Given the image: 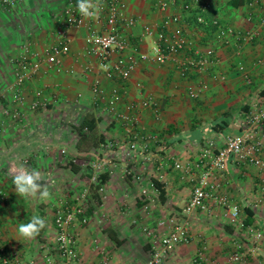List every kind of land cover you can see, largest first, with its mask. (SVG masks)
<instances>
[{"label":"crops","instance_id":"crops-1","mask_svg":"<svg viewBox=\"0 0 264 264\" xmlns=\"http://www.w3.org/2000/svg\"><path fill=\"white\" fill-rule=\"evenodd\" d=\"M2 1L0 249L20 257V264H68L56 250V211L62 204L76 205L84 188H89L88 224L70 227L77 239L81 264H101L104 253L109 264H145L151 258L150 233L171 230L169 220L180 216L188 204L201 175L196 168L200 150L207 142L214 141L219 148L226 136L249 134L264 146V126L255 128L248 121L257 103L264 101V36L222 49L220 63L200 75L183 78L172 63L138 60L130 79L121 82L106 76L99 58L86 45L91 31H105L103 12L95 19L82 17L81 26L67 29L69 53L56 67L48 64L46 56L59 41L67 0H18L13 6L3 5ZM182 1L168 14L181 13L178 6ZM232 1L238 7H233ZM251 1H258L260 7L249 10ZM158 2L128 0L122 32L131 49L152 51L156 39L142 41L141 35L145 26L162 29L165 15L159 11ZM106 3L100 0L101 6ZM209 6L206 14L210 19L218 17L243 33L258 30L259 20L264 17V0H211ZM194 14H183L187 34L197 45L210 46L212 36L199 30ZM250 14L254 15L252 22L247 20ZM127 19H134V26H126ZM25 48H29L34 61H39L40 69L23 87L27 105L20 107L13 104V96L17 62ZM240 66L244 73L239 71ZM215 73L225 75L226 81L214 80ZM97 84L100 93L95 92ZM203 84L207 89H202ZM116 89L122 94L119 113L136 118L135 125L126 124L109 111L108 100ZM190 89L198 91L199 97L191 99ZM38 92L49 105L31 112L28 104ZM149 99L154 107L145 106ZM7 108L21 112L22 119L15 122L5 116ZM53 112L60 117L55 119ZM87 117L97 127L91 133L93 139L83 144L75 127ZM56 124L59 129L53 128ZM132 142L137 144L134 152L130 150ZM30 157L34 161L26 166L39 170L45 180L51 181L47 201L20 198L15 192L13 168L25 165ZM97 158L106 164L99 182H93L92 170L85 168V163L90 165ZM70 162L77 168H72ZM177 163L183 169H176ZM211 184L218 185L231 205L239 207L243 221L248 216L246 210H250L254 215L251 227L264 228V167L232 161L227 172L213 176ZM34 215L45 219L46 228L35 239L24 240L18 235V225L29 222ZM191 218L192 240L178 246L162 264H193L198 255L207 264L221 263L235 246L251 253L255 260L251 264H264V245L254 240L249 229L232 225L226 210L214 201L209 202L207 211H197Z\"/></svg>","mask_w":264,"mask_h":264},{"label":"built area","instance_id":"built-area-1","mask_svg":"<svg viewBox=\"0 0 264 264\" xmlns=\"http://www.w3.org/2000/svg\"><path fill=\"white\" fill-rule=\"evenodd\" d=\"M179 0H159L158 9L165 15L162 29L156 26H145L141 35V40L156 39V43L151 52H142L137 48L131 49L130 41L122 32V22L124 21V11L127 9L128 0H107L106 6H101L105 15V31L97 33L91 31L86 37V45L89 52L97 56L100 60L102 70L109 79H118L126 82L130 79L132 72L137 66L138 60L153 62L163 65L172 63L175 65L179 74L183 78L189 75L203 74L209 67L218 65L221 61L220 51L231 47L233 44L242 46L254 42L258 37L264 36V17L260 18L258 30L249 32H239L233 26L226 25L218 17L207 19L205 14L210 9L211 0H185L178 6L181 13L168 14L170 9L177 5ZM15 0H4L7 5H14ZM77 0H67V6L64 10L65 25L58 32L59 41L48 51L46 60L51 66L59 67L62 58L69 53V41L67 38V29L69 27H79L83 20L76 9ZM247 7L249 10L259 8L258 1H251ZM197 13L196 25L202 27H212L215 30L211 33L212 44L210 46H199L191 39L185 26L186 18L184 15ZM254 15L250 14L247 18L252 22ZM126 26H134V19L125 20ZM131 49V54L128 51ZM32 53L29 48H25L23 54L17 62L16 84L13 96V104L25 107L26 98L22 92L25 84L38 73L40 69L39 61L32 59ZM36 56V55H35ZM118 58L113 61L114 58ZM239 71L244 73V67L240 66ZM216 81L225 82V75L212 74ZM247 82L250 81L245 75ZM202 89H207L203 84ZM95 92L100 93V86H95ZM189 97L196 99L199 92L190 89ZM122 100L120 90H114L108 100V108L111 113L126 124L135 125L136 118L119 113L118 106ZM48 101L38 92L35 99L28 104L31 112H36L48 107ZM145 106L154 107L155 103L149 99ZM4 114L20 120L22 114L17 111L5 109ZM249 123L255 128L264 126V101L257 103L256 109L249 115ZM133 138H137L136 135ZM115 144H111L114 148ZM132 152L137 150L136 142L130 145ZM240 164H251L258 167H264V146L254 139L251 135L226 136L221 147H217L216 142L209 141L206 146L200 150L199 161L196 168L200 170L201 175L196 180L193 187L192 196L184 208L182 214L169 220L171 230L165 233L151 232L153 240L151 249V258L145 264H162L180 245H186L192 240V215L197 211H207L209 202H215L226 210L231 224L239 229H249L254 240L264 245V228L257 229L246 227L241 219V211L238 206L231 205L229 200L220 192L218 185L211 184L213 176L219 173L227 172L231 162ZM105 162L100 158L91 164L92 180L99 182L101 173L105 167ZM176 169H183L180 163L176 164ZM89 188H84L80 196L76 199V205L62 204L56 211L55 225L57 235L55 239L56 250L60 257L68 264H81V256L78 251L77 239L70 232V227L75 223L85 226L88 224L87 201ZM165 225V222L161 223ZM246 252L241 251L240 246H235L231 261L238 263L243 261ZM105 259L101 264H109L108 256L104 253ZM21 259L15 254H8L4 248L0 249V264H20ZM194 264H206L201 255L195 259Z\"/></svg>","mask_w":264,"mask_h":264},{"label":"clouds","instance_id":"clouds-1","mask_svg":"<svg viewBox=\"0 0 264 264\" xmlns=\"http://www.w3.org/2000/svg\"><path fill=\"white\" fill-rule=\"evenodd\" d=\"M76 9L81 17L93 19L98 18L102 11L100 0H77ZM11 179L20 198L47 201L51 196V181L45 180L39 170L29 169L23 163L13 168ZM45 228V219L34 215L29 222L19 224L17 232L22 239L32 240Z\"/></svg>","mask_w":264,"mask_h":264},{"label":"trees","instance_id":"trees-1","mask_svg":"<svg viewBox=\"0 0 264 264\" xmlns=\"http://www.w3.org/2000/svg\"><path fill=\"white\" fill-rule=\"evenodd\" d=\"M230 4L233 5V7H238V5H239L238 3H236V1H232V2H230ZM194 16H195L194 19H195V22H196L197 21V13L196 12H195ZM205 16H206L207 19L211 20L207 16V14H205ZM202 29L204 31H206V33L208 32L210 34L215 30L211 26L210 27H202ZM96 127H97V125H96L95 121L93 119L88 118V117L80 125H78L77 127H75V129L77 130L78 135L80 137L79 142L85 144L88 141H90V139H93L91 137V133L96 131ZM93 145H94L93 148H96L97 147L94 142H93ZM69 164L71 165L72 168H74V169L77 168L73 164V162H70ZM78 169H80V168H78ZM155 183H156V181H155ZM246 211H247V215L248 216H247V219L244 221V224H245L246 227H249L254 222V220H253V216L254 215H253V213L250 210H246Z\"/></svg>","mask_w":264,"mask_h":264},{"label":"rangeland","instance_id":"rangeland-1","mask_svg":"<svg viewBox=\"0 0 264 264\" xmlns=\"http://www.w3.org/2000/svg\"><path fill=\"white\" fill-rule=\"evenodd\" d=\"M15 1H16L15 4L18 3V0H15ZM2 2H3V5H7V4L4 3V0H3ZM15 4H14V5H15ZM10 6H13V5H10ZM53 115L55 116V117H54L55 119H57V118L60 117L59 113H56V112H55V113L53 112L51 116H53ZM5 116H7V115L5 114ZM7 117H9L10 119L13 120L12 117H10V116H7ZM22 117H23V116H21L20 120L22 119ZM20 120H18V121L13 120V121H15V122H19ZM53 120H54V119H53ZM75 126H77V125H75ZM59 127H60L59 124L53 125V128H58V129H59ZM62 127H63V129L66 128V126H62ZM66 129H67V128H66ZM67 131H70V130H67ZM33 159H34V157H33V158H32V157L27 158L26 160H28V162L25 163V165H28V166L32 165V160H33ZM33 161H34V160H33ZM85 168H92V167H91V164L88 165L87 163H85ZM259 248H260V250H261V249H262V246L260 245ZM233 249H234V248H233ZM244 250H245V249H243V251H244ZM228 251H229V252H228L229 255H228V257H227L228 259L224 260V261L221 262V263L216 262V263H214V264H222V263H223V264H239V263L245 264L246 262H248V263L251 264V263H253V262L255 261L254 259H252V258L250 257V254H251V253H246V255H245L243 261L238 262V263H234V262L231 261V255L233 254V251H234V250L231 251V249H229ZM230 252H231V253H230ZM244 252H245V251H244ZM197 257H198V256H197ZM197 257H196V258H197ZM196 258H195V259H196ZM258 258H259V257H258ZM195 259H194V261H195ZM194 261H193V264H194ZM205 263H206V262H205ZM206 264H207V263H206Z\"/></svg>","mask_w":264,"mask_h":264}]
</instances>
